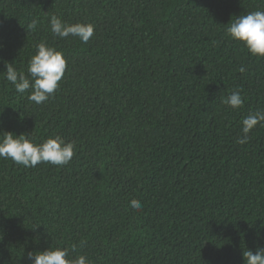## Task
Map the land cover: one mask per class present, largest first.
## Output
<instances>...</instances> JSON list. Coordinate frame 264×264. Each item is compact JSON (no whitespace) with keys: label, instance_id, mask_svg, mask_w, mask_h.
Returning a JSON list of instances; mask_svg holds the SVG:
<instances>
[{"label":"trees","instance_id":"trees-1","mask_svg":"<svg viewBox=\"0 0 264 264\" xmlns=\"http://www.w3.org/2000/svg\"><path fill=\"white\" fill-rule=\"evenodd\" d=\"M257 10L264 0H0V139L75 144L64 166L0 158V264L49 247L90 264H245L264 248V122L236 142L264 111V58L226 31ZM53 15L95 34L54 37ZM42 41L67 67L37 105L5 74H27ZM234 91L238 109L224 103Z\"/></svg>","mask_w":264,"mask_h":264},{"label":"clouds","instance_id":"clouds-1","mask_svg":"<svg viewBox=\"0 0 264 264\" xmlns=\"http://www.w3.org/2000/svg\"><path fill=\"white\" fill-rule=\"evenodd\" d=\"M37 21L28 25L35 30ZM51 32L54 37H78L82 43H87L95 34L92 23L68 24L53 15L50 19ZM228 35L235 41L242 42L248 52L256 57L264 58V11H253L237 16L226 29ZM37 51L28 62L27 74L18 71L11 63L6 64L5 79L10 82L15 91L25 93L30 91L27 99L39 105L49 100L59 87L64 77L67 63L62 51L42 41L36 45ZM241 72L245 71L243 66ZM224 103L233 109L244 105V98L239 91L232 92ZM264 122V111H257L242 121L243 136L237 138V143L243 145L250 139L248 133L258 124ZM74 142L56 135L50 136L42 143H35L30 135H16L4 132L0 139V158L11 159L17 165L35 168L38 164L48 163L55 166L67 165L74 156ZM133 210H140L142 205L138 200L130 201ZM75 248L49 247L43 251L28 252L30 264H90L83 254L70 257ZM245 264H264V248L255 253L251 250L243 252Z\"/></svg>","mask_w":264,"mask_h":264}]
</instances>
